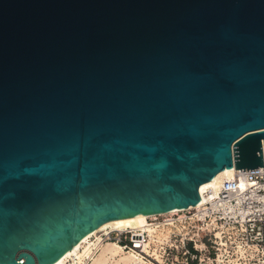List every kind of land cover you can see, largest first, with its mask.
Wrapping results in <instances>:
<instances>
[{"label":"water","instance_id":"water-1","mask_svg":"<svg viewBox=\"0 0 264 264\" xmlns=\"http://www.w3.org/2000/svg\"><path fill=\"white\" fill-rule=\"evenodd\" d=\"M233 166H264V0H0V264Z\"/></svg>","mask_w":264,"mask_h":264},{"label":"built area","instance_id":"built-area-1","mask_svg":"<svg viewBox=\"0 0 264 264\" xmlns=\"http://www.w3.org/2000/svg\"><path fill=\"white\" fill-rule=\"evenodd\" d=\"M107 241L134 253L131 264H264V166L234 167L200 203L147 215L144 227L100 231Z\"/></svg>","mask_w":264,"mask_h":264},{"label":"bare ground","instance_id":"bare-ground-1","mask_svg":"<svg viewBox=\"0 0 264 264\" xmlns=\"http://www.w3.org/2000/svg\"><path fill=\"white\" fill-rule=\"evenodd\" d=\"M233 170L234 166L229 169H223L216 173L211 180L202 183L199 187L201 199H204V191L208 187H212L217 191L221 181L230 177ZM146 217V214L138 213L137 216L106 221L100 224L93 231L89 232L70 249H68L59 259L51 264H67L70 258L72 264H87L88 259H91L88 264H120L121 262L124 264H131L135 254L131 251H124L117 243L110 241L99 242V232L107 229L108 227L119 229L126 227H144L146 224ZM149 231L152 233V228H149ZM94 248H97L98 251L94 252ZM235 261L236 259H234L233 264ZM144 264L149 263L145 262Z\"/></svg>","mask_w":264,"mask_h":264},{"label":"rangeland","instance_id":"rangeland-1","mask_svg":"<svg viewBox=\"0 0 264 264\" xmlns=\"http://www.w3.org/2000/svg\"><path fill=\"white\" fill-rule=\"evenodd\" d=\"M98 235V234H97ZM102 247V246H101ZM101 247H100V249H101ZM99 249V250H100ZM125 254V253H124ZM71 260V258L69 259V261L67 262V264H72V262L70 261ZM86 261V260H85ZM85 263V262H84ZM86 264V263H85ZM89 264H91V263H89ZM120 264H124L123 262H121ZM234 264H242V263H239V261H235V263Z\"/></svg>","mask_w":264,"mask_h":264}]
</instances>
